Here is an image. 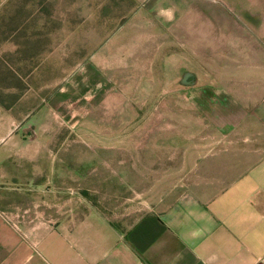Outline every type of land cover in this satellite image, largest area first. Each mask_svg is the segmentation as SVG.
Segmentation results:
<instances>
[{
    "label": "crops",
    "instance_id": "obj_1",
    "mask_svg": "<svg viewBox=\"0 0 264 264\" xmlns=\"http://www.w3.org/2000/svg\"><path fill=\"white\" fill-rule=\"evenodd\" d=\"M213 2L198 36L216 50L191 71L188 92L204 117L228 129L264 104V0ZM180 13V29H187L192 14L206 11L184 5ZM0 18L12 30L0 44V264H264V155L250 164L244 146H228L220 162L226 173L125 226L96 210L80 215L79 188L61 179L82 175L81 168L61 165L59 150L44 165L45 143L54 138V21L44 23L41 6L16 0H0ZM71 28L90 26L82 21ZM78 35L84 42L76 44L85 45L88 35ZM8 58L34 65H20L24 73H18ZM30 95L40 97L36 106ZM14 108L33 112L13 131ZM31 119L39 124L27 139L20 128Z\"/></svg>",
    "mask_w": 264,
    "mask_h": 264
},
{
    "label": "rangeland",
    "instance_id": "obj_2",
    "mask_svg": "<svg viewBox=\"0 0 264 264\" xmlns=\"http://www.w3.org/2000/svg\"><path fill=\"white\" fill-rule=\"evenodd\" d=\"M16 1L41 6L44 23L54 21V125L49 131L54 138L45 143L44 165L49 167L59 150L61 165L81 168L82 175L61 179L79 188L80 215L96 210L125 226L226 173L220 162L229 156L228 146L249 149L250 164L264 155V104L235 127L222 129L189 98L190 73L204 60L209 63L216 50L198 36L207 27L213 0ZM184 5L206 11L187 20L192 28L180 29ZM82 21L90 29L71 28ZM7 23L0 18V44L12 33ZM82 33L88 40L76 44L84 42ZM8 63L18 73H24L20 65H34L9 58ZM19 79L12 78L17 84ZM49 82L43 79L44 87ZM39 98L30 95L33 106ZM27 112L33 111L12 109L11 130ZM38 124L26 120L20 131L35 138ZM243 136L250 140L243 142Z\"/></svg>",
    "mask_w": 264,
    "mask_h": 264
}]
</instances>
